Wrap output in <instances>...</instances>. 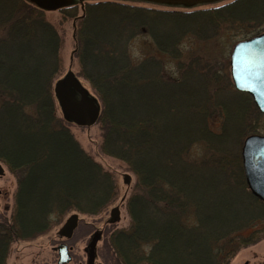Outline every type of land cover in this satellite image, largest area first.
<instances>
[{"label": "trees", "instance_id": "16d2710c", "mask_svg": "<svg viewBox=\"0 0 264 264\" xmlns=\"http://www.w3.org/2000/svg\"><path fill=\"white\" fill-rule=\"evenodd\" d=\"M152 6L73 0L60 10L76 19V75L101 109L98 153L135 176L129 227L107 244L115 264H228L264 238V228L242 233L264 221V204L247 187L240 153L263 115L235 90L228 63L195 46L252 35L264 23V0ZM144 33L174 68L154 56L132 63L127 45ZM62 44L45 11L0 0V162L18 184L10 217H0V264L12 244L47 232L53 216L101 214L117 195L114 174L57 116Z\"/></svg>", "mask_w": 264, "mask_h": 264}, {"label": "rangeland", "instance_id": "374dc122", "mask_svg": "<svg viewBox=\"0 0 264 264\" xmlns=\"http://www.w3.org/2000/svg\"><path fill=\"white\" fill-rule=\"evenodd\" d=\"M148 7H151V6H148ZM152 7L158 8V9H167L166 7H162V6H152ZM45 13H46L47 20L52 25L55 26V28L57 29V31L59 32V34L61 35L63 39V44H62L63 47L61 51V58L63 61V70L61 72L60 78L64 77L70 68L72 69L74 73L76 74L79 73L80 68H79V63H78L77 58H74L72 65H70L71 56H73V51L76 48V41L74 39L76 19L75 20L67 19L63 17L60 10L50 11V12H45ZM77 15L78 17L82 15L81 7L78 8ZM253 32L254 33H252V35H248L247 37L241 38V39H239V37L237 39L236 37L231 38L229 36V33H226L212 40V41H215V43H209V45L205 46L201 42V43H197L195 47H197L198 52H201V55H208L209 57L215 59L218 62L226 61L228 63L227 65L229 66L231 51L235 43L240 40H245V39L254 37L256 35H259L261 33H264V23L257 30ZM127 49L129 52L130 59L132 63L135 65L139 64L147 57L154 56L162 60L163 63L169 69L174 68L175 62L171 60L167 55L161 53L158 50L152 37L148 34H145V33L139 34L138 36L134 37L132 40L129 41L127 45ZM189 53H193V52L189 51L186 53V55L188 56ZM80 80L82 81V84L84 85V87H86L91 92L93 91L90 84L85 79L80 77ZM262 115L263 117L260 119L258 129L255 133H253L255 135L264 136V114ZM57 116L60 118H64V115L63 113H61L60 109L57 110ZM97 123L98 122L91 125L90 127L89 126L80 127V126H76L73 123H70V130L73 136L76 138V140L80 143L81 147L87 153L93 156L94 159L98 163H100L105 170L114 174L113 176H115L114 178L117 181V185H118L117 195H115V197L113 196L112 202L109 204V206L106 208V210L103 213L101 214L99 213L100 215L96 217L82 215V217L85 218V220L87 221H89L90 219H95L97 222L105 223L107 222L108 219H110L111 213L113 211L112 209L114 208V206L116 205L119 206V211H120L119 219L115 221V223L106 225V229L108 230V234H109L111 231L114 232L116 230L126 229L129 227L130 220H129V216L126 210V202L135 184V176L127 168L126 164L123 163L122 161L114 159V158H110V157H105L98 153L97 147L101 140V130H100L99 124ZM253 134H249V135H253ZM246 137H244L242 141L241 150H242L243 142L246 139ZM241 161H242V157H241ZM3 167L5 168V175L0 177V217L3 216V217L9 218L13 210L14 195L16 193L18 184H17L16 178L9 172L8 168L4 164H3ZM125 174H128L130 176V181L128 183L125 182V178H124ZM68 215H66L61 221L63 222L64 220H66V217ZM57 219L58 218L56 216L52 217V220L54 222H58ZM263 228H264V221L259 220L256 222L253 228L246 229L242 231V233L244 235L250 234L254 230H261ZM108 234L103 238V241L99 243L98 248H101V249L104 248L106 244L105 239H108L106 237L110 236V234L109 235ZM81 236L82 235L78 233L76 234V238L74 237L75 241H73V243L75 242L76 244V247L74 249L75 254L84 253L83 247L86 241ZM28 244L29 243H23V242H17V243L12 244L10 254L8 256L6 264L32 263L34 259L36 260L38 259L41 261H45V260L48 261L49 256L52 253L49 245L44 249L43 248L38 249ZM115 258L116 257H114V253L112 249V252L110 256H108L107 259L109 260V262L111 260L112 262L113 261L116 262ZM228 264H264V238H261L259 241H257V243L251 246L243 247L239 249L236 255L230 260Z\"/></svg>", "mask_w": 264, "mask_h": 264}, {"label": "water", "instance_id": "95a60500", "mask_svg": "<svg viewBox=\"0 0 264 264\" xmlns=\"http://www.w3.org/2000/svg\"><path fill=\"white\" fill-rule=\"evenodd\" d=\"M34 7L50 12L61 10L72 4L73 0H24ZM137 1L167 7L194 8L200 5L218 3L224 0H121ZM73 56H71V61ZM230 75L237 91L247 93L261 114H264V33L237 42L230 55ZM55 97L66 120L77 126H91L100 116V106L92 98L89 90L70 68L67 74L54 84ZM77 94L79 97L77 98ZM242 166L248 189L264 204V136L249 135L243 142ZM5 174L0 164V176ZM126 181L130 176L125 175ZM119 214L116 208L114 220ZM78 220L72 215L66 227H71ZM59 264L70 261L66 245L59 246Z\"/></svg>", "mask_w": 264, "mask_h": 264}, {"label": "flooded vegetation", "instance_id": "af4514ba", "mask_svg": "<svg viewBox=\"0 0 264 264\" xmlns=\"http://www.w3.org/2000/svg\"><path fill=\"white\" fill-rule=\"evenodd\" d=\"M117 207L119 206H114L110 219H108L105 223L97 222L95 219H90L89 221H87L85 220V218L80 217V219H78L73 226L66 227L68 220L72 215L70 214L63 222L61 221L51 223V228L47 232L41 233L39 237L19 241L23 243H29L31 246L38 249H44L49 245L52 251L48 261L34 259L32 263L25 264H59L60 253L58 248L61 245L67 246L71 257L70 261L66 264H115L114 262H112V260L109 262V260L107 259L112 252L111 246L107 244L109 243V237H106L108 239H105L106 244L103 249L98 247L99 243L103 241V238L108 234L106 225L115 223V221L119 219V214L115 220L113 218ZM99 215L100 214L92 216L96 217ZM78 233L81 234V237L86 241L83 247L84 253L82 254H75L74 252L76 244L75 242L73 243V241H75L76 234ZM109 234H112V231Z\"/></svg>", "mask_w": 264, "mask_h": 264}]
</instances>
